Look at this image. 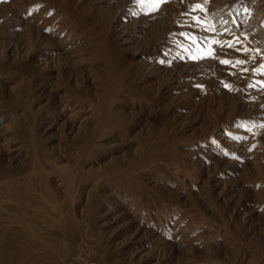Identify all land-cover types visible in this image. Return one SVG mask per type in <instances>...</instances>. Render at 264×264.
Returning <instances> with one entry per match:
<instances>
[{"label":"rangeland","instance_id":"obj_1","mask_svg":"<svg viewBox=\"0 0 264 264\" xmlns=\"http://www.w3.org/2000/svg\"><path fill=\"white\" fill-rule=\"evenodd\" d=\"M0 264H264V0H0Z\"/></svg>","mask_w":264,"mask_h":264},{"label":"snow or ice","instance_id":"obj_2","mask_svg":"<svg viewBox=\"0 0 264 264\" xmlns=\"http://www.w3.org/2000/svg\"><path fill=\"white\" fill-rule=\"evenodd\" d=\"M156 2H159V0H156ZM197 7H199V5ZM224 63H228V62L227 61H224Z\"/></svg>","mask_w":264,"mask_h":264}]
</instances>
